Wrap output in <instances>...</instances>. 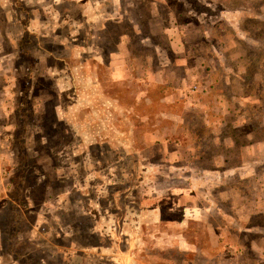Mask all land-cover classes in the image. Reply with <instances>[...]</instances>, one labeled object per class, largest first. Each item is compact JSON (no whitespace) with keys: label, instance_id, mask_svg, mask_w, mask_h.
Segmentation results:
<instances>
[{"label":"rangeland","instance_id":"374dc122","mask_svg":"<svg viewBox=\"0 0 264 264\" xmlns=\"http://www.w3.org/2000/svg\"><path fill=\"white\" fill-rule=\"evenodd\" d=\"M0 264H264V0H0Z\"/></svg>","mask_w":264,"mask_h":264},{"label":"crops","instance_id":"0c3cea01","mask_svg":"<svg viewBox=\"0 0 264 264\" xmlns=\"http://www.w3.org/2000/svg\"><path fill=\"white\" fill-rule=\"evenodd\" d=\"M186 63L184 66H182L184 69V73L182 75V77H179V79H177L176 81H174V84L172 88L168 87V83L167 82H159V85L161 87H164L166 89V93L164 94V98H160V102L162 104H165L166 106L172 108L173 105H175L176 103H180V107H181V112L180 113H172V114H165L164 115V118L165 119H170V122H172V125L174 127V129H172V126H170L169 129L163 131L165 133H169L167 134V137L169 136L170 138L173 137V135H175V131L176 129H179L180 127H182L184 125V112L186 110H188L189 108H193V104H192V101H190V98L191 97H187V94H180V86L182 84H185V81L186 79H184V76H186L187 74H189V68L186 66ZM172 78L170 77V80L169 82H171ZM168 90H172V91H175L171 94V97L169 98L166 94L168 93ZM176 93H178L179 95H176ZM182 96L183 97V100L181 98H177V96ZM217 101V100H215ZM215 103V102H214ZM217 104L218 105H221L222 104V101L219 100L217 101ZM224 104V103H223ZM222 104V106H223ZM168 131V132H167ZM162 132V133H163Z\"/></svg>","mask_w":264,"mask_h":264}]
</instances>
